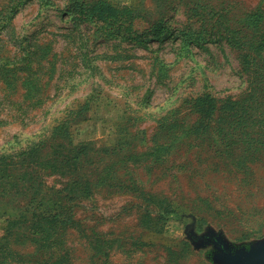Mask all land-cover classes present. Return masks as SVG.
Segmentation results:
<instances>
[{
	"label": "rangeland",
	"instance_id": "rangeland-1",
	"mask_svg": "<svg viewBox=\"0 0 264 264\" xmlns=\"http://www.w3.org/2000/svg\"><path fill=\"white\" fill-rule=\"evenodd\" d=\"M61 141L87 145L83 177L45 167ZM259 245L264 0H0V264H229Z\"/></svg>",
	"mask_w": 264,
	"mask_h": 264
},
{
	"label": "trees",
	"instance_id": "trees-1",
	"mask_svg": "<svg viewBox=\"0 0 264 264\" xmlns=\"http://www.w3.org/2000/svg\"><path fill=\"white\" fill-rule=\"evenodd\" d=\"M116 16V15H115ZM259 18H261V15H259ZM121 24V23H120ZM246 103V101H245ZM233 106H239L238 108H240L241 103L237 102V103H232ZM200 118H199V123L197 128L202 130L205 129L206 131L209 130L212 125L209 121V119H211L215 113L218 111V104L216 99L209 94H205L203 95V97L201 98V103H200ZM226 107H224L223 109H226ZM61 145H62V149L58 146V142H53V144L51 145V148L49 149H53L48 151V157H50V159L48 160L49 165H46L45 167H52L53 170L54 168H57L59 166H62V168L66 171H68L69 174H71L72 176H75L76 174H79L82 172L83 168L81 163L83 162L81 155H79L80 153H83V149H85V147H87V145L82 144L80 145H72L70 144H66L64 141H61ZM40 158V157H39ZM108 172L106 175H104L101 179L102 182L106 183V184H112V181L114 180V178H116V168L114 166V168H110L108 167ZM81 177H83V175L79 174ZM119 177V176H118ZM81 181V180H80ZM83 183V181H82ZM131 186V185H129ZM132 186H137V184L134 182L132 183ZM87 188V187H86ZM132 188V187H131ZM86 191H88V189H85ZM79 191H81V189H79ZM56 217L58 219V221H60V223H64V217L65 214H63L61 211H58L56 213ZM42 218H46V217H42ZM34 234L38 233L40 234V231H33ZM37 235V234H36ZM44 237V233H42V235ZM45 264H51V263H45Z\"/></svg>",
	"mask_w": 264,
	"mask_h": 264
},
{
	"label": "water",
	"instance_id": "water-1",
	"mask_svg": "<svg viewBox=\"0 0 264 264\" xmlns=\"http://www.w3.org/2000/svg\"><path fill=\"white\" fill-rule=\"evenodd\" d=\"M224 256L229 264H264V245L241 250L235 254L227 253Z\"/></svg>",
	"mask_w": 264,
	"mask_h": 264
}]
</instances>
